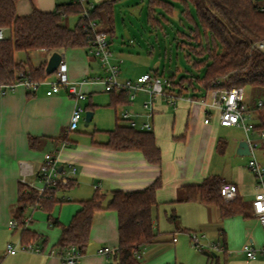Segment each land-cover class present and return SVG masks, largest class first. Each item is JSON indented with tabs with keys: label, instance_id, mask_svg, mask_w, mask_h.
Wrapping results in <instances>:
<instances>
[{
	"label": "crops",
	"instance_id": "0c3cea01",
	"mask_svg": "<svg viewBox=\"0 0 264 264\" xmlns=\"http://www.w3.org/2000/svg\"><path fill=\"white\" fill-rule=\"evenodd\" d=\"M69 1L17 0L16 11L19 15H28L34 8L53 11L57 4ZM87 1H92L90 3L94 5L104 0ZM170 3L171 13L157 7L149 16L148 10V22L154 28L162 30L171 22L169 15H174L175 3L180 2L170 0ZM147 7H152L150 0ZM181 11L182 7L180 15L184 21L181 24L183 28L177 31L178 41L181 31L189 32V22ZM114 17L116 30V13ZM75 19L77 22L78 15H70L65 22L71 26V21L75 22ZM4 33L9 35V30L4 29ZM111 50L112 62L120 68V80L150 73L146 70L136 75L129 67L122 69L121 63L130 61L132 54L125 53L122 48L116 51L111 47ZM54 51L63 55L71 80L105 74L98 59L87 47L17 51L15 56L21 62L29 59L35 66H40L47 64ZM170 72L176 76L175 71ZM48 88L43 84L31 92L23 85H17L5 94L0 88V264H67L56 245L61 228L51 226L50 217L68 224L81 209L82 201L91 198L96 190L106 195L104 208L94 214L88 245L76 264H115L116 252L110 255L99 252L103 246L118 249V213L107 207L112 191H140L156 179L162 180L156 195L157 204L153 208L157 239L138 252L141 264H264V257L250 260L242 251L246 243L254 246L264 244L263 229L252 211V201L258 191L257 180L247 164L243 165L237 158L240 156L237 148L243 139L248 140L250 145L257 143L254 155L260 144L264 146L263 130L255 128L258 123L254 109L256 100L250 87L245 88L249 121L254 124L249 132L239 126L220 124L217 108L199 101H188L186 97L190 95L195 99H204L206 103L212 102V88L206 90L200 83L175 84V90H183L181 93L186 97L177 106L161 98L155 99L152 116L146 114L143 105L150 98L144 91H139L132 101L114 105L113 93L105 91L102 85H84L82 89L87 98L80 103L94 114L92 123L90 121L82 128L80 122L76 129L69 128L76 100L65 90L47 94ZM115 93L117 95L120 91ZM124 109L134 113L138 123L149 121L153 124L150 131L161 151L159 163L150 162L140 150L115 149L107 144L110 130L117 125H127L119 118ZM206 117L208 122H205ZM233 128H240L244 135L234 133ZM30 136L38 137L36 147L30 146ZM47 153L58 155L57 169L61 183L72 185L57 189L55 197L58 201L50 212L41 207L30 208L26 212V225L15 229L10 221L18 200L19 181L26 178L37 183V173ZM213 177L238 185L236 198L245 203V213L222 217L214 203L202 202L198 197L185 199L186 186L198 185ZM172 215L175 220L171 219ZM23 228L41 236L34 241L42 247L41 253L18 251L11 254L7 251V242L21 241ZM192 233L199 234L201 241L206 240L203 249L192 246ZM211 241L224 246V250L210 251L208 245Z\"/></svg>",
	"mask_w": 264,
	"mask_h": 264
},
{
	"label": "trees",
	"instance_id": "16d2710c",
	"mask_svg": "<svg viewBox=\"0 0 264 264\" xmlns=\"http://www.w3.org/2000/svg\"><path fill=\"white\" fill-rule=\"evenodd\" d=\"M16 1L0 0V27L9 30V35L0 40V84L14 83L24 76L37 81L48 76L46 65L35 66L29 59L21 62L16 59L17 51L74 47H87L91 51L92 31L88 28V19L82 15L83 8L79 3L69 1L57 4L53 11L34 8L28 15H19ZM117 1L104 0L94 4L89 11L91 19L106 32L109 39L116 33L114 7ZM178 1L182 6L181 13L189 22V32H180L177 46L186 51L188 58L194 56L192 65L195 68L204 69L201 75H183L175 81L173 73L168 78L174 86L185 82L192 85L200 83L206 90L215 87H250L256 100L254 109L258 123L255 128L264 131V51L252 47L254 42L264 40V10L259 8L264 6V0ZM150 4L149 16L154 14L157 7L172 12L170 0H150ZM70 15H78L74 26L65 22ZM110 92L113 93L114 105L130 101L125 92L120 91L117 95V91ZM259 102H262L261 105ZM109 135V146L115 149H137L150 162L161 161V151L151 131L138 130L127 124L117 125L109 131ZM37 140L38 137L30 136V146L36 147ZM222 183L218 177H213L205 179L201 184L186 186L185 199L198 197L202 202L214 203L219 207L222 217L245 213L246 205L241 198L228 201L222 197ZM71 185L59 181L40 194L33 186L19 181L18 200L12 213V218L17 222L15 229L26 225V212L30 208L41 207L50 212L58 201L55 197L57 189ZM161 185L162 180L156 179L140 191H112L107 207L118 213L119 244L115 264H141L138 252L143 246L156 241L153 208L157 204L156 195ZM105 198L104 193L96 190L91 198L82 201L81 209L68 224L50 217V225L61 228L56 245L62 256L72 246L78 247L81 254L84 253L90 238L93 216L104 208ZM175 218L171 216L172 220ZM39 238L41 236L36 232L22 229L21 242L34 243Z\"/></svg>",
	"mask_w": 264,
	"mask_h": 264
},
{
	"label": "built area",
	"instance_id": "2783aa9c",
	"mask_svg": "<svg viewBox=\"0 0 264 264\" xmlns=\"http://www.w3.org/2000/svg\"><path fill=\"white\" fill-rule=\"evenodd\" d=\"M74 3H79L83 12L82 15L88 19V28L92 31L91 52L98 59L101 68L105 71L102 76L86 77L80 80H71L68 75V65L65 61H61L57 69L45 79L37 81L30 76H24L17 82L0 84V88L3 94L10 90H13L17 85H23L26 89L33 92L39 86L46 84L49 86L47 94L58 93L61 90H65L69 95L73 96L77 104L74 107L69 128L76 129L81 120L84 118L85 109L81 105L80 101L87 98V93L83 91L84 85L100 84L107 92L121 91L128 95L130 101H132L139 91H144L149 95V99L146 100L143 105L147 110L146 114L152 116L154 112L153 102L155 99H164L168 104L177 106L179 101L184 99V94L177 92L174 88L172 80L168 77H162L152 73H143L135 79L120 80L119 66L112 62V50L110 45L109 36L101 30L99 25L90 17L89 11L93 6L87 0H71ZM264 10V6L259 7ZM5 37L4 29L0 27V40ZM252 47L264 51V40H259L253 43ZM23 75V72H22ZM219 82V81H218ZM212 102L206 103L204 99H195L190 95L186 97L188 101L201 102L209 107L217 108L220 111L219 122L222 125L230 126L235 125L242 127L246 132H249L254 128V124L249 121L250 112L249 107L245 99V88L241 86L231 87H215L211 91ZM262 102H259L261 105ZM119 118L125 120L127 124L133 128L142 131H150L153 129V124L149 121L138 123L134 116V113L124 109L120 112ZM209 118H205V122H208ZM264 139V131H262ZM257 146L256 142H252L250 145L252 150V157L247 163V167L253 172L257 180L258 191L256 192L252 201V211L255 217L258 219L263 232H264V164L261 163L257 157L253 154V149ZM58 155L47 153L45 155L44 162L40 165L37 177L38 182H34L30 179L23 178V181L33 186L38 190L40 194L44 193L48 189L55 186L59 181V173L57 169ZM75 170V168H73ZM40 183V184H39ZM220 192L225 200L231 201L238 196V185L232 182H223L220 186ZM28 220H26L27 223ZM10 224L13 228L17 227V222L12 218ZM191 239L195 247L203 249L204 244L201 243L200 236L197 233L191 234ZM210 251L224 250V246L218 243H211L208 245ZM6 249L9 253L15 254L18 251L41 253L42 247L32 242L23 243L17 241H9L6 244ZM118 249L111 246H103L99 249V252L110 255L116 252ZM242 251L246 254L248 259H256L260 256L264 257V244L254 246L251 243H246L242 247ZM82 254L78 247L72 246L66 255L64 260L67 264H76L81 258ZM139 257V256H138Z\"/></svg>",
	"mask_w": 264,
	"mask_h": 264
},
{
	"label": "rangeland",
	"instance_id": "374dc122",
	"mask_svg": "<svg viewBox=\"0 0 264 264\" xmlns=\"http://www.w3.org/2000/svg\"><path fill=\"white\" fill-rule=\"evenodd\" d=\"M175 4L177 8L174 15H169L171 22L164 25L163 29L160 30L148 22V0H118L115 3L117 33L112 38L110 37V45L113 50L119 51L122 48L125 53L129 54L128 52H130L132 54L130 61L127 62L126 60L125 63H121L122 69L129 67L136 75L147 70L152 74L158 73L162 77H170L172 73L170 71L173 70L176 72L175 81L183 75L197 76L203 73V67L197 69L192 65L191 60L195 59L194 56H189V60L186 51L177 46V31L183 26L181 24H183L184 18L180 15L182 6L179 3ZM158 11L161 12L160 9ZM75 22L74 20L71 21V26H74ZM81 127H86L84 119L81 120ZM232 131L234 133L239 132L241 136L244 135L240 128H233ZM255 155L264 164V146L262 144L255 150ZM251 157L252 155L237 156L243 165H246ZM208 238L211 239L210 236ZM205 241H201V243L204 244ZM13 242L16 243V241ZM209 243H216V241ZM192 246L195 247L193 242ZM205 248L208 250L207 247Z\"/></svg>",
	"mask_w": 264,
	"mask_h": 264
},
{
	"label": "water",
	"instance_id": "95a60500",
	"mask_svg": "<svg viewBox=\"0 0 264 264\" xmlns=\"http://www.w3.org/2000/svg\"><path fill=\"white\" fill-rule=\"evenodd\" d=\"M62 60H63V55L59 51H54L52 55L50 56V58L48 59V62L46 64L47 75L52 74L57 69V67L59 66ZM93 114L94 112L92 110L85 109L84 121L86 125L92 120ZM237 153L240 155H246V156L252 155L248 140L243 139L239 142Z\"/></svg>",
	"mask_w": 264,
	"mask_h": 264
}]
</instances>
